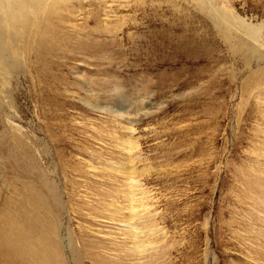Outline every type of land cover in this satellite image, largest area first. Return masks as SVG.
<instances>
[{"label":"rangeland","instance_id":"374dc122","mask_svg":"<svg viewBox=\"0 0 264 264\" xmlns=\"http://www.w3.org/2000/svg\"><path fill=\"white\" fill-rule=\"evenodd\" d=\"M9 1L0 264H264V0Z\"/></svg>","mask_w":264,"mask_h":264},{"label":"bare ground","instance_id":"6f19581e","mask_svg":"<svg viewBox=\"0 0 264 264\" xmlns=\"http://www.w3.org/2000/svg\"><path fill=\"white\" fill-rule=\"evenodd\" d=\"M0 2H1L0 14L2 13L5 15V20L7 21V24L9 27L15 25V21L13 20L14 19L13 16L12 15H6L9 11L12 10V6H14V5H12L9 0H0ZM23 9L25 10V8H23ZM20 10H22V8ZM21 16H23V15H21Z\"/></svg>","mask_w":264,"mask_h":264}]
</instances>
